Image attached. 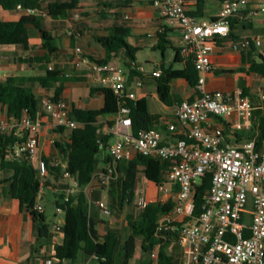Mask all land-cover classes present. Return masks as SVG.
<instances>
[{
  "label": "built area",
  "instance_id": "built-area-1",
  "mask_svg": "<svg viewBox=\"0 0 264 264\" xmlns=\"http://www.w3.org/2000/svg\"><path fill=\"white\" fill-rule=\"evenodd\" d=\"M152 1L166 26L180 31L184 43L182 56L192 58L199 72V94L177 107L176 118L184 131L182 139L164 141L162 134L153 128L134 135L130 110L120 102L127 98L128 80L124 70L109 62L91 60L82 47H75V66L78 69L87 67L92 81L109 88L120 102V117L100 130L102 135L113 137L109 148L111 160L104 171L94 174L93 179L98 181L99 188H108L118 177V163L130 161L135 154L168 161L167 182L157 189L165 198L172 195L176 186L179 192L173 210L159 221V231H179L183 264H264V144L258 147L254 140L232 143L225 128L209 129L212 119H221L231 127L233 135L249 130L254 107L243 89L232 93L205 89V76L214 71V42L231 35L233 20H242L245 14L264 15V0L226 1L222 3L219 17L211 22H199L188 12L184 0ZM26 13L47 18L38 10L26 9ZM252 44L259 46L261 41L246 38L232 43V48L242 55ZM161 75V71L152 73V77ZM142 84L143 80L136 81L137 87ZM261 98L264 99L263 94ZM44 109L55 119L54 128L75 129L79 125L70 118L61 100H47ZM41 127V120L29 113L20 119H0V138L7 135L16 139L7 158L10 161L27 158L39 170L42 178L39 199L46 191L45 181L49 174L46 161L37 159ZM168 129L174 132L177 126L171 124ZM55 164L66 165L65 161ZM208 174L212 175L211 188L204 197L202 212L194 216L195 186ZM64 177L70 181L68 193H76L80 188L78 180L69 172H65ZM139 202L142 209L148 204L144 196ZM96 205L105 215H111L104 202L97 201ZM56 210L63 214L61 208ZM63 224L64 219L55 223V239L64 235ZM153 257H157L156 252ZM45 264L56 262L50 258Z\"/></svg>",
  "mask_w": 264,
  "mask_h": 264
},
{
  "label": "crops",
  "instance_id": "crops-1",
  "mask_svg": "<svg viewBox=\"0 0 264 264\" xmlns=\"http://www.w3.org/2000/svg\"><path fill=\"white\" fill-rule=\"evenodd\" d=\"M184 2L190 14L198 15L195 18L199 22L216 20L222 8L220 0H206L200 11H198L196 0H184ZM113 3H117V5L110 7ZM106 4L109 7H106ZM23 15H27V13L26 8L22 5H19L14 11L0 8V21H16ZM234 23L236 25L233 28V34L237 38L236 41L252 38L260 39L261 44L259 46L255 44L252 54L248 53L245 56L247 59L245 64L242 63V55L232 48V43L236 41L216 44L212 53L214 71L205 76V89L208 92L223 93H232L239 88L243 91L245 89L254 106L257 104V100L262 99L264 78L250 72L249 61L251 59L260 61V56L264 57V15L245 14L242 20L238 19ZM44 25L45 29L57 39L59 48L58 52L48 61V67L61 70L64 72V76L72 78V81L64 84L53 83L48 89H45L36 81V78L45 74L46 65L37 62L31 65L20 62V59L29 57L35 59L49 57L48 51L42 47L43 41L37 30L31 31L30 50L28 51L16 46L0 47V78L13 76L30 79L26 86L33 89L40 101V109L35 116L41 120L42 124L37 159L53 157L54 161L64 163L62 154L55 144L61 142L66 133L58 132L59 128L53 127L55 119L44 109V103L47 100L53 101L58 86L62 85L63 87L59 99L66 104L69 115L73 108L105 109L106 114L99 118V122L103 125H107L109 122L113 123L120 117V102L115 94L109 88L93 82L87 67L78 69L74 64L73 56L74 48L80 46L90 59H103L105 50L97 38L108 35L109 30L114 27L123 28L129 32L126 41L131 47L135 59V61H131L126 50H122L116 59L109 62L124 70L128 80L127 98L135 101L146 100L150 113L158 116L156 128L153 129L162 134L164 141H175L172 136L183 135V128L176 118L177 107L184 100L195 99L199 93L185 79H176L170 86L172 103L167 105L160 100L158 84L152 77V73L154 71L162 72L163 68L182 70L186 67L187 59L181 56V62H175L176 50H180L184 44L181 33L177 29L166 26L152 0H81L80 10L76 11L73 16L48 19ZM161 36H164L168 41L163 50L160 48ZM133 70L143 78L141 87H137V80L130 78ZM8 118L11 117L8 115L7 107L0 104V119ZM171 124L177 126L174 132H170L168 129ZM219 126L225 128L219 119H212L209 129L212 130ZM227 135L232 143L245 140H238L231 130ZM62 166L64 167L65 164ZM100 171L103 169L96 173ZM94 174L83 179L81 190L85 191L87 195L89 194L91 204L99 209L94 212V217L97 220L109 221L111 227L121 230L122 256L126 240L132 234L128 215L135 216L138 210L139 217H135L136 220H140L143 209L140 207V202L134 199L131 204L126 205L128 207L126 220L110 218L112 213L109 216L105 215L96 202L102 201L110 206L109 189L99 188L98 181L93 179ZM12 175V171L0 169V264H45L46 260L52 258L54 254V244H61L63 236L55 239L54 235L49 243L38 240L35 224L27 214L26 208L9 193ZM147 182L148 188L142 190V196L147 199L148 204L157 201L166 202L172 197L176 200L177 195L174 196L172 193L169 198H165L158 189L157 191L153 189V186L157 187L154 183L148 180ZM45 203H49L55 208L54 221L51 226V231L54 234L55 223L64 219L63 214L57 213L54 190L46 189L38 200V206L47 216V208L43 207ZM94 228L101 237L106 233V225L99 221ZM171 251L170 248L169 252ZM79 258L83 260V264L93 263V261L87 262L82 255ZM65 263L73 264L68 260L61 264Z\"/></svg>",
  "mask_w": 264,
  "mask_h": 264
},
{
  "label": "trees",
  "instance_id": "trees-1",
  "mask_svg": "<svg viewBox=\"0 0 264 264\" xmlns=\"http://www.w3.org/2000/svg\"><path fill=\"white\" fill-rule=\"evenodd\" d=\"M198 11L201 10L206 0H196ZM222 3L232 0H220ZM81 0H0V8L6 11H14L19 5L26 9L38 10L47 15V18L39 14H27L21 16L16 21H0V47L16 46L24 51L30 50V35L32 30H37L42 38V47L48 51L49 57L45 59L25 58L20 59L22 63L45 64V74L36 78L40 85L48 89L53 83L64 84L72 81V78L64 76V72L57 68L48 67V61L58 52L57 39L45 29V21L48 19H59L71 17L80 10ZM113 3L110 7L116 6ZM106 7H109L107 4ZM198 17L197 14L191 13ZM231 24L232 33L227 38L216 39L214 42L236 41L233 34L235 23ZM128 31L123 28L114 27L109 30L108 35L97 38L98 42L105 50V57L95 60L99 63L111 62L116 59L122 50H126L131 61H135L131 47L126 41ZM168 43L164 36L160 37V48L163 50ZM255 44L242 52V63H247L245 56L252 54ZM182 48L176 50L175 62H181ZM250 72L264 78V57L260 56V61L251 59ZM132 80H143L135 70L130 76ZM158 84V95L160 100L170 105L171 83L176 79H185L189 85L197 90L199 72L196 70L194 60L187 59L186 67L182 70L172 68L162 69L160 77H153ZM30 79L24 77L0 78V104L7 107L8 115L14 119H20L25 113L36 116L40 109V101L33 92V89L26 86ZM95 91V90H94ZM198 91V90H197ZM63 87L58 86L53 101L60 100ZM244 94L249 93L244 89ZM264 94V89H263ZM124 108L130 110L129 116L132 119V132L137 135L139 131L156 128L157 115L150 113L147 102L144 99L132 100L124 98L121 101ZM252 113V127L235 133V137L245 140H254L258 147L264 144V99L254 106ZM106 114L105 109L84 110L73 108L70 118L79 123L75 129L60 127L58 132H65L66 136L61 142L55 145L62 154L66 165H56L53 157L44 158L48 164V177L45 181L46 189L54 190L56 207L63 210V240L60 244H54V254L52 258L56 264L68 260L76 264L79 256L93 261L96 264H131L135 259L138 247L140 258L138 264H183L181 247L179 245V231L162 230L159 231V221L170 213L175 207V198H170L166 202H151L145 206L140 220H136L134 215H128L129 226L132 234L126 240L124 249V260L121 263V230L111 227L110 222L94 217V212L99 211L94 207L85 191L81 190L83 179L92 176L97 171L105 170L110 162L111 156L109 148L113 142L112 136H104L100 132L103 124L99 118ZM225 126V133L230 130V126L220 119ZM112 125V122L108 123ZM173 139H182V136H172ZM16 143L13 136H3L0 138V169L13 172L10 180L9 193L26 208L27 214L35 224V229L39 241L51 242L54 234L51 231V224L44 212L38 209V200L42 178L36 164L27 158H20L10 161L7 158L9 148ZM170 163L160 158L146 157L135 154L130 161L118 163V177L108 187L110 197V209L113 215H120L126 205L131 204L136 196V186L138 175L142 172L145 178L156 186L167 182V171ZM65 172H69L73 178L79 182V190L74 194H69L70 181L64 177ZM211 174L201 179L200 184L195 186V212L198 216L202 212L204 197L211 188ZM179 188H174L173 194L176 196ZM106 225V233L101 237L94 228L97 222ZM171 248V252L169 249ZM157 253L154 258L153 254Z\"/></svg>",
  "mask_w": 264,
  "mask_h": 264
},
{
  "label": "rangeland",
  "instance_id": "rangeland-1",
  "mask_svg": "<svg viewBox=\"0 0 264 264\" xmlns=\"http://www.w3.org/2000/svg\"><path fill=\"white\" fill-rule=\"evenodd\" d=\"M139 56V55H138ZM261 101H262V99H259V100H257V103H261ZM223 126H224V124H223ZM143 181V182H142ZM147 180L145 179V176H144V174L142 173V172H140L139 173V175H138V182H137V186H136V198H135V201H140V198H141V196H142V190L144 189V190H147V188H148V185H147ZM153 189H155L156 191H157V187H155V186H153ZM43 207H45V208H47V219H48V221L50 222V224L51 225H53V221H54V212H55V208L51 205V204H49V203H45L44 205H43ZM127 212H128V207H126L125 209H124V211L120 214V215H111L110 216V218L112 217H114L115 219H118V220H120V219H125L126 220V218H127ZM135 216L138 218L139 217V211L137 210V212L135 213ZM245 221H247V219L245 218ZM139 258H140V249H139V247H138V251H137V254H136V257H135V259L132 261V263L131 264H138V262H139ZM123 259H124V254H123V252H122V256H121V262L123 261ZM66 264V263H65ZM76 264H83V260L81 259V258H79L77 261H76ZM89 264H96L95 262H93V263H89Z\"/></svg>",
  "mask_w": 264,
  "mask_h": 264
}]
</instances>
